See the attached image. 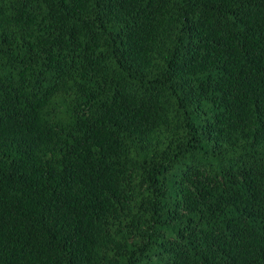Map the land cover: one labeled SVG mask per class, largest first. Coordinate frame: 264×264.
I'll return each mask as SVG.
<instances>
[{"label":"trees","instance_id":"1","mask_svg":"<svg viewBox=\"0 0 264 264\" xmlns=\"http://www.w3.org/2000/svg\"><path fill=\"white\" fill-rule=\"evenodd\" d=\"M0 264H264V0H0Z\"/></svg>","mask_w":264,"mask_h":264}]
</instances>
